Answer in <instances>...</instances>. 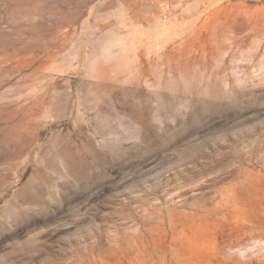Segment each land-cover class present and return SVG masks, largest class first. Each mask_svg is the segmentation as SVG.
<instances>
[{"label": "rangeland", "instance_id": "obj_1", "mask_svg": "<svg viewBox=\"0 0 264 264\" xmlns=\"http://www.w3.org/2000/svg\"><path fill=\"white\" fill-rule=\"evenodd\" d=\"M0 264H264V0H0Z\"/></svg>", "mask_w": 264, "mask_h": 264}]
</instances>
